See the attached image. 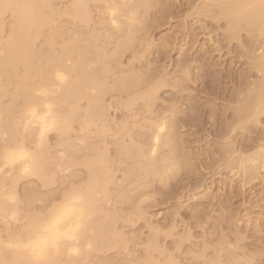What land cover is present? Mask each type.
Returning a JSON list of instances; mask_svg holds the SVG:
<instances>
[{"label": "rangeland", "instance_id": "obj_1", "mask_svg": "<svg viewBox=\"0 0 264 264\" xmlns=\"http://www.w3.org/2000/svg\"><path fill=\"white\" fill-rule=\"evenodd\" d=\"M73 1L45 0L49 7L43 12L50 14L53 23L43 27L32 42L33 62L46 72L51 67L46 59L50 50L59 52L68 40L83 42L93 34L97 36L94 47L108 56L132 30L133 40L130 38L131 43L116 59L108 60L103 79L109 87L120 77L133 75L138 85L101 96L104 121L94 119L85 131L80 124L88 104L79 100L69 130L46 133L42 149L22 125L17 133L9 125L2 130L0 120V152L24 139L28 152L43 154L40 175L45 178L21 174L19 164L0 165V264L14 250L8 242L24 233L30 221L45 218L71 190L86 189L90 170L84 162L95 160L96 147L103 151L107 169L101 177L103 193H94L90 209L85 210L82 240L72 241L81 252H87L82 264H145L146 256L158 264L168 258L174 264H264V114L256 113L260 99L246 104L262 80L261 31L252 34L241 27L233 33L229 22L219 15L222 0H143L142 5L138 0H112L109 4L86 0V23L74 22L66 14ZM112 4L117 8H110L118 20L115 27L107 7ZM131 7L137 8L135 13L131 10L133 15ZM129 15L134 23L129 22ZM1 21L3 41L13 18L7 12ZM56 30L60 33L50 45ZM90 58L86 69L98 66ZM63 64L70 67L72 62ZM3 77L0 87L7 85L0 95L1 108H19L21 99L14 97L18 78H10V83ZM31 82L38 79L33 77ZM55 88L58 90L56 86L52 90ZM86 91L96 95L94 90ZM58 93L54 90L51 98ZM145 93L151 96L147 104L140 98ZM37 94L41 97L40 91ZM126 101L131 103L129 107ZM55 103V113L64 115L68 106ZM160 122L171 125L172 143L156 148L154 162L162 174L148 176L143 166L151 157L153 160L147 152L152 145L150 134ZM117 143L130 150L118 152ZM135 147L146 152L139 160ZM251 156L256 160L244 163ZM1 201H5L3 205ZM98 224H102L100 231ZM96 233L98 240L86 244ZM59 254L61 264L70 262L66 252ZM74 255L70 258L81 263L82 253Z\"/></svg>", "mask_w": 264, "mask_h": 264}, {"label": "bare ground", "instance_id": "obj_2", "mask_svg": "<svg viewBox=\"0 0 264 264\" xmlns=\"http://www.w3.org/2000/svg\"><path fill=\"white\" fill-rule=\"evenodd\" d=\"M87 1L86 0H74L71 4L69 3V5L71 6H70V9H67L66 14L68 16H71V19H73L74 22L75 20H78L79 22L86 23L87 16H88L87 14L88 12L86 10ZM97 1L98 2L105 1V2H108V4L110 1L113 2L112 0H97ZM137 2L139 5L143 4V0L142 1L138 0ZM145 3L146 2L144 1V5ZM114 5L112 4L107 7L109 8V10L111 9L114 10L113 8L117 9L116 5L115 7H112ZM48 7L49 6L46 4L45 0H0V31H1V28L3 27L2 21H1L2 15L8 12L11 14L13 18V22L11 24V27L9 28L8 37L3 41L0 38V77L4 76L3 78L4 79L7 78L8 80L14 77L18 78L16 79V81L17 80L18 81L14 82L16 83L15 90H14V97L17 99L20 98L21 99L20 102H22L21 106L19 105V108L12 107V106L9 107L7 105L8 106V107L6 106L7 108L5 107L4 109H2L0 106V120L2 119L1 121L3 124L2 130H6L7 125H9L10 129H12L13 132L14 131L16 132L18 131V126L22 125V127L27 132V136L29 138H35L37 140L36 141L37 148L39 147L40 149H42L41 147H43L44 145V139H45L44 137L46 136L45 135L46 133L50 131H56L59 134H64V132L69 130V124L71 122V119L75 117L77 109H78L77 108L78 104L76 102H78L79 100L81 101L82 99H85L88 104L87 105L88 110H86L84 114V118H82V122L80 124V130L85 131L89 128V126H91V124H93L94 119H97L98 121H104L102 118L103 116L101 115L103 114L101 113L102 107L101 108L99 107L101 103L100 101L102 98L101 96H103L105 93L111 90L118 91L119 89L120 91L121 89L122 91V90H126L125 88L131 89L132 86L133 88H135L138 85L133 75L129 76L130 78L128 76H124V77L122 76L118 79V81L115 84L110 85L109 87H107L104 84L105 79H103L104 75H106L107 74L106 72L108 71L107 66H106V64L108 63V60L116 59L117 55L120 52H122L123 49H126V47L129 46V43H131V41L133 40L132 33L134 32H132V30H129L131 32H129V34L126 35V38L123 41L121 40V42L117 44V48L114 51V53L108 56H106L101 51V49L99 50L98 48L97 50L96 47H94V41H95V38L97 37L96 34L89 35V33H87V35L89 36H87L88 38L86 37V40H84V41H87L85 45L82 44L84 41L81 42V40H79L78 38L77 39L68 38L70 40H68V42L62 46L59 52H56V51L54 52L53 50L52 51L50 50L46 54L47 55L46 59H48V61L50 62L51 67L46 72L42 71V68L39 67L40 65L33 62V57H34L33 52L34 51L32 49V45H33L32 42L38 36V34L40 33L43 27L53 23V20H51L50 14H48L49 15L48 16L47 14H45V12H43L44 9ZM108 8H107V12L109 11ZM135 8L136 7H134L133 9L132 7L130 8L131 14L134 12ZM218 8L220 12L219 15L224 17L225 21L227 20L226 22H229V24L231 25V27L229 28H231L233 33L235 32V30L240 29L241 27H245L246 30H249L250 33L252 34H253V31L258 30V31H261V34L263 35V46L261 48L263 49V53H262L263 55H262L261 61L259 60L260 61L259 69H260V72L262 73V80L260 83H258L259 85L257 86L255 92H253L248 98H246L247 99L246 104L249 103L250 100L260 99L259 104H257L256 106L257 112L256 111L255 112L257 114L259 113L264 114V32L262 31L264 29L263 28L264 27V0H222ZM112 10L109 11L108 13L110 14L109 16H111L109 17V19L111 18L110 22H112L113 25L114 24L118 25L117 23L118 20L116 21L115 20L116 18H114L112 15L114 14L115 11L113 12ZM131 10H133V12ZM208 10L206 9V11L205 10L204 11L207 14H209L210 12ZM112 17L115 21L112 20ZM129 17H130V19L128 18L129 22L131 21L134 23L132 16L129 15ZM58 33L60 32L56 30L53 33V35H51L50 40H49L50 45H52L53 40L58 35ZM91 50H93V52H90ZM90 55L92 56V58L94 57V59L97 60L96 65L98 66H96V68L94 67V69L85 68V66H87L88 63L90 62V59H91ZM67 61L72 62L70 67L69 66L66 67L63 64V62H67ZM87 61L88 63H86ZM18 72H21V73H18ZM11 75H13V77H10ZM33 77L38 79V82L35 84L32 83L33 81L31 82V79ZM9 81L7 82L9 83ZM11 82L12 80L10 81V83ZM135 83H136V86H135ZM6 85L7 84H4L3 86L0 87L1 96L5 92ZM54 86H56L59 90L58 96L54 98L55 100L51 98L52 94L54 93V90L58 92L56 88L52 90ZM86 90H90V91L94 90L96 95L93 96L94 94L91 95L89 91L87 92ZM39 91H40L41 97L43 96L44 98L38 97L39 94L37 93H39ZM145 94L140 96V98L143 99L146 103L147 98L148 97L150 98L151 96H149L148 93H145ZM56 101H58L59 104L61 103V104H65L68 106L67 111L64 115H59L55 113L53 106H55ZM126 102H127L126 106L129 107L131 103H129L128 101ZM152 128H154V131L152 132L153 134H150L151 139H152L151 140L152 149L150 148V151H147V152H148V155L150 154L151 156H153V160L151 157L145 165L143 164L144 165L143 170L148 176H151V175L158 176L162 174L161 172L162 170H160V167L158 169V166H156V162H154L155 152H158L157 147H159L161 144L163 147V145L165 146L169 142L172 143L171 133L173 134L174 131L172 132L171 125H168L162 122L154 124ZM23 140H21L20 142H17L18 140L16 142L13 141L12 145L10 146L8 145L4 147V149L0 152V165L1 166H12L14 164H19L21 167L20 168L21 174L23 175L31 174L35 176L38 175L42 177V179L44 180L45 179L43 178L44 176L42 174H41L42 176L40 175V172L42 171V166L40 165V163H42L41 161H44L43 154H40V153L34 154V152H28L29 150L27 151V149H25L26 147L23 144ZM65 144L66 146L69 145L68 142ZM117 144L120 146V148L117 147L119 149L118 152L120 153L122 152L127 153L130 150V149H127L128 145L121 146V144L119 143ZM95 150L97 151L96 153L97 155L94 158L95 160L89 159L86 162H84L85 165L88 167L87 169L90 170L86 189L84 191H79L78 189L71 190V192H69L68 194L64 196L62 195L63 198H62L61 203L55 206L45 218L36 217L32 221H30V225L28 226L27 230L24 231V233L18 236L16 240H12L13 241L12 243L11 241L8 242V244L13 245L14 250H12L10 254V258L8 260L2 261L3 264H50L52 262H54L53 264L55 263L61 264L60 259L58 258L60 255L59 254L60 252L61 253L66 252V255L70 257H72L73 254H75L74 257H76V254L81 255L82 253L83 256L81 258L82 259L81 263L79 262L80 260L78 261L76 259L77 260L76 261L69 257L70 262H68V264L84 263V260H86V257H87L86 256L87 252H84V253L81 252L80 248L78 249L79 244L76 246L73 243L75 242V240H77V242H78V239L79 241L82 240L81 233L83 232L81 231H84L82 230V228L85 225V223H83L84 222L83 218H85V216L87 215L86 214L87 212L85 210L88 211V209H90V205L91 203H93L92 196L94 195V193L95 194L103 193V189H104L103 185L105 184L103 181L104 179H102L101 177L104 175V172H106V169H107L105 168L106 161H104L105 159L103 157L104 156L103 151L100 150L99 148L97 149V147ZM133 152L135 154L136 160L137 159L139 160L140 157L141 158L144 157L146 153V152L144 153L138 147L137 148L135 147ZM262 153L264 154V152H261V159L262 157L264 159V155ZM249 160L253 161L256 159H252V156H251V159L248 158V161L246 160H243V161L245 163V162H249ZM164 168L166 167L164 166ZM95 188H98L99 191H95ZM9 192L11 194L13 190L12 192L11 191ZM8 196L9 195H7V197ZM8 198L7 200L13 201L12 200L13 198H10V197ZM4 202L5 201H3L2 203L1 201V204L3 205ZM11 215L13 214L11 213ZM100 229H102V224H100L98 230L100 231ZM97 233L96 235L92 237V239L88 238L90 241L88 242L86 241V244L88 243L89 245V242H90V245H93V242L94 241L96 242L95 239H97L95 236L97 237L99 236V234L97 235ZM79 235L80 237H78ZM93 238L95 239L93 240ZM73 240L74 242H72ZM74 247H77V248H74ZM76 249L79 250L80 254L77 253L78 251L76 252ZM58 259H59V262H58ZM158 263L157 262L152 263L151 257L149 258V256H146L145 264H158ZM163 264H174V263H173V260L168 258Z\"/></svg>", "mask_w": 264, "mask_h": 264}]
</instances>
